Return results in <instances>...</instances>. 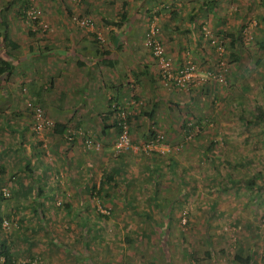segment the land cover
<instances>
[{"label": "rangeland", "instance_id": "rangeland-1", "mask_svg": "<svg viewBox=\"0 0 264 264\" xmlns=\"http://www.w3.org/2000/svg\"><path fill=\"white\" fill-rule=\"evenodd\" d=\"M11 1L0 0V10L4 9L0 21L3 18L10 24L9 28L0 30L2 35L7 31L8 36L18 40L20 47L15 50L18 56L23 50L37 52L40 45L51 47L49 38L58 39L59 24L63 25L64 21L73 27L70 31L75 36L84 34L92 38L93 33L101 40L97 43L99 47L110 49L108 36L112 26H119L117 20L121 21L119 15H115L122 12L118 7L111 9L109 15H103L109 18L104 23L100 14L84 12L80 7L83 0L78 3L67 0L74 13L64 20L61 13L50 9L52 4L58 7L60 0H34L32 6L39 10L38 20L33 23L36 19L26 13V23L21 20L22 16L16 15V3L7 8ZM215 2L213 10L194 13V20L190 18L195 21L194 36L188 31L191 23L186 13L174 17L168 13L145 17L148 25L143 32L140 52L143 48L150 52L157 65L159 90L165 89L168 98L159 104V126H151L152 131L171 141V144L166 141L170 151L162 153L159 146L156 150L163 154L158 160L159 172L150 170L147 166L150 157L142 154L144 141L151 136L143 141V136L139 135L133 137L131 149L123 154L114 152L112 139L108 143L101 141L98 151L77 156L72 169L81 173L79 182L87 183V189L82 191L78 189L82 183L76 185L78 188H67V180L76 179L70 173L64 177L59 174L61 170L66 171L68 163L66 158L52 152L45 157L34 155L41 158L35 170L45 168L41 176V182L48 188L45 195L40 196L29 188L31 180L23 171L21 178L13 181L12 173L21 160H17L14 142L18 133L10 131L9 126L29 119H17L14 115L18 110L16 100L20 97L16 96V91L26 83L22 93L30 101L29 88L42 83L50 73V68L45 69L44 64L49 62L54 67L60 55L48 54L43 57L45 61L42 57L41 61L36 60L33 52V60L31 57L21 60L17 56L13 73L2 82L3 89L0 86V164L8 162L7 170L0 175V190L5 192L0 204V215L4 217L0 239L5 238L9 244L13 240L11 251L15 264H236L232 260L236 253L245 255L251 250L255 253L253 264H264V187L260 189L264 185V124H248L237 119L241 113L239 107L248 112L264 94V0ZM82 19H87L89 24L78 30ZM164 20L177 24L171 25L176 29L162 28ZM57 23L56 31L52 26ZM153 23L158 29L155 39L163 48L170 70L191 61L197 65V73H193L196 84H201L204 79H199L200 76L220 78L210 75L208 70H218L216 65L221 57L227 72H234V81L216 86L210 94L194 86L190 89L180 86L177 88L180 90L171 91V85L161 78L160 63L154 58L152 47L147 44ZM198 24L202 26L200 30ZM29 31H35V35L31 36ZM229 34L237 38L235 47L230 45ZM2 35L0 56L8 48ZM210 40L222 43L224 51L219 53ZM128 51L122 47L120 56L132 55ZM232 52L239 54L240 61L230 60ZM174 57L180 64L174 63ZM257 60L259 63L255 64ZM125 64L124 70H128V63ZM129 64H133V60ZM122 67L118 65L117 70L122 71ZM28 79L31 80L29 86ZM49 97L45 94L44 101H50ZM261 101L264 105V99ZM174 102L177 104H172ZM170 103L172 109L168 110ZM46 117L55 123L49 115ZM30 123L27 133L31 136L33 125L32 121ZM138 123V132L145 131V123L141 120ZM183 123L189 127L188 131L182 128ZM30 138L23 144L27 146ZM212 142L216 145L209 150ZM103 146L106 147L103 149ZM31 153L27 147L26 155ZM83 158H87L86 166ZM171 159L175 161L174 167L168 165ZM114 166L119 167V172L113 180L116 185L108 188L107 199L97 194L96 189L91 190L88 183L97 185L96 181L115 170ZM256 174H259L253 181L256 184L247 185ZM156 175L158 192L153 194L152 178ZM42 217H46L45 221ZM85 225L99 232L84 239ZM165 243L168 244L166 250Z\"/></svg>", "mask_w": 264, "mask_h": 264}, {"label": "crops", "instance_id": "crops-1", "mask_svg": "<svg viewBox=\"0 0 264 264\" xmlns=\"http://www.w3.org/2000/svg\"><path fill=\"white\" fill-rule=\"evenodd\" d=\"M201 3L202 0H83L80 7L84 8V12H91L94 15L107 16L111 9L116 7L122 11L121 14H119L120 12H115V15H119L118 17L121 21L117 20L116 24H119V26L117 28L112 26L113 29H111L112 31H110L108 36V45L111 48L107 49L110 53L105 57L107 61H111L109 63L114 64L110 67L102 65L101 58L98 55L99 53L96 52L91 36H85L84 34L75 36L70 31L73 27L66 21L63 22L65 25L59 24L60 34L58 39L49 38V43L52 44L51 47L56 51L51 55L59 54V61L56 62L54 67L49 62L45 63L44 68H50V73L46 72L47 74L42 82L44 85L40 83L36 87L33 86L29 89L31 92V90H37L40 86L45 87L47 85L45 82H49L48 79H50L52 81L51 89H46L49 91H45L39 98V101L46 106V108H43L48 111V115L58 124L70 125L78 121L82 122V125L77 130L74 129L77 131V135L72 142H68L60 134L54 135L51 130H47L40 135L45 142L50 141V146H55V154L66 158V164L68 163L69 166L66 165V171L63 173L61 170L59 174L64 177V175L70 173L76 179L70 182L67 180V188L71 186L78 188L76 185L82 183L78 179V177H81V173L72 168L75 165L77 156L81 157L84 156V153L91 152L85 149L83 140L87 136L104 143H108L113 139L112 129H109L106 135L105 133L100 134L101 128L112 121L108 105L113 96L118 103L122 104L127 103L134 96L144 101L143 109H136V119L133 122V137L140 135L142 138L143 136L142 140L144 141L148 137L147 132L151 129V126H159V112L161 111L159 104L160 101L164 102L168 98L165 89L159 90L158 79L156 78L157 65L150 57V52L144 48L143 52H140L143 32L148 25L146 18L148 16H162L167 13L174 17L178 13H186L189 15V19H193L192 15L194 13L200 12L201 14L203 11L205 12L206 8ZM52 6L53 8L50 9H54L56 13H61L65 18L64 20L74 13L67 0H60L58 7H54L53 4ZM3 12L4 9L0 10L1 14ZM104 16L102 20L106 23L109 18ZM191 19L189 20L191 24L188 25L190 30L188 31H191L194 36L193 22L195 21ZM165 21L162 22V28H175V26H171L174 22ZM135 22L138 23L140 28L138 26L135 27ZM6 26L4 27L0 24V28L3 27L5 29L9 28L10 24L8 23ZM200 27H202L201 24L200 26L198 24L197 29L200 30ZM58 28V23L56 25L53 24L52 29L57 31ZM77 29L80 30L79 28ZM63 31L67 32L64 33ZM53 35L55 34L53 33ZM122 47H125V51H128L127 48H131L128 53L132 55H128L127 58L123 55L120 56L119 50ZM15 55V58H17L18 55ZM20 57L18 56V58ZM132 60L133 64H129ZM172 60L176 65L180 64L176 57L172 58ZM126 62L129 66L128 70H124ZM118 65L123 66L122 71L117 70ZM103 73L105 76H103ZM45 94L50 95V101H44L43 96L45 97ZM134 102L133 99L130 100V103ZM167 109H172L171 103L167 105ZM140 120L145 123V131L141 133L138 132L140 130L138 122ZM99 126H101L100 129H98ZM105 147L103 146V149ZM86 159L83 158V162L81 161L85 166ZM158 160L159 157L156 156L150 162L155 163L157 167ZM87 164L89 165L90 163L87 162ZM149 172L151 171L149 170Z\"/></svg>", "mask_w": 264, "mask_h": 264}, {"label": "trees", "instance_id": "trees-1", "mask_svg": "<svg viewBox=\"0 0 264 264\" xmlns=\"http://www.w3.org/2000/svg\"><path fill=\"white\" fill-rule=\"evenodd\" d=\"M12 3H16L17 6L16 7V15H20L22 16L21 20H26V23L28 21V16H27V12L24 11V9H27L28 7L32 6L35 4L34 0H13L11 2H8V4L6 5L7 8H9V6ZM215 0H202V6L205 7V10H213L214 5H215ZM3 17V16H2ZM193 17V16H192ZM264 19V18H263ZM38 19H36L34 22H36ZM0 24H2L4 27H7L6 25H8V22L6 20H4L2 18V20L0 21ZM79 27L80 30H82L83 28H85V26L79 24L77 25V28ZM219 33V32H218ZM29 34L31 36L35 35V31H29ZM2 35V34H0ZM92 35V42L96 47V52L99 53L98 55L101 58V63L102 65H106L107 67H110L111 65H114L113 63H109L111 62L110 60L107 61L106 59V55L108 53H110L109 50L101 48L97 45V43H100L101 40L98 39V36H96L95 34H91ZM229 37L231 38L230 40V45L232 47H235L236 44V36L233 34H229ZM2 39L3 42L6 44V46L8 47L7 50L2 54V56H0V86L2 84V82L4 81V79L7 77V75L13 73V69H14V64L17 60L16 57V51L19 49V43L18 40H16L15 38H10L8 37V32H4V34L2 35ZM217 40V39H216ZM211 45L214 46V40H210ZM220 42L217 43V45H219ZM223 45V44H222ZM224 47V46H223ZM39 50L36 51H32V50H27V51H23L22 55L19 59L21 60H26L29 59V57H31L33 54L32 52L35 54L33 56H37L36 60L41 61V57L45 58V56H47L48 54H53L56 51L54 50V48L52 47H42L41 45L38 47ZM38 53V54H36ZM43 58V59H44ZM31 60H33V57H31ZM230 60L232 61H240V57L239 54L236 52H232L230 54ZM81 63V62H80ZM221 63V57H219V62L216 66H218V68H221L222 70L225 69L224 72H217L216 70H208L211 71L209 72V74H213V75H218L221 78V81L219 79H216V77L211 78L208 76H200V78L204 79L203 82H201V84H196L197 80H193L190 82H187L184 84V86L182 87H187V88H191L192 86H194L196 89L203 90V92L206 93H212L211 89H214L216 86H222V85H226L227 83L229 84L230 81H234L235 79V75L234 72L230 71L229 73L227 72L226 66L224 65V63ZM255 64L259 63V60L254 62ZM181 67H183L181 65ZM178 71H176L177 73ZM224 75V77H223ZM49 82H45L47 83V85L45 87L40 86L39 88L31 90V92H29V94H27L28 99L30 101H27L26 98L24 97V93H22V91L24 90L26 83H22L21 86H19V90H17L16 92L18 93L16 96H20L16 102H17V107L18 110L16 112H14V115L17 119H26L29 117V119L25 120V122L19 123V122H14L9 126V130L12 132H17L18 133V138L16 140H14V142L16 143L15 147L16 150H18V157L17 160H21L23 159V161H19L18 163L20 164V166L16 169V171L14 173H12L13 175V181H16L17 179L21 178V174L24 173V175L28 174V177L30 178L29 180H31V185L29 186V188L34 189L33 191L38 192V194H40V196H43L46 194L48 188L45 187L43 185V182H41L42 179V173L44 172L43 169L41 170H35L36 168H38L37 166L40 165V159L41 158H35L36 154H40L41 156L45 157L44 155L47 154L48 152H52L54 153L55 151V146H50V141H46L44 139L41 140V136H39V132H46L47 130H51L53 132L54 135L56 134H60L62 135V137L64 136L68 142H72L75 138V136L77 135V128L80 127L82 125V122L78 121L76 123H72V124H62V123H54V125L51 128H48L46 125L43 126L42 130H38L37 129V121L34 118V108L40 107L43 110V116L45 118H47L46 116L48 115V111H46L43 107H42V103L41 101H39V98L43 95V93L45 91H49L51 89L52 86V81L50 79H48ZM28 86L31 83V80H27ZM199 83V82H198ZM42 85H44V83H42ZM178 87H180V85L177 84V82L175 83L172 82L171 84V91H174L175 89H177ZM199 87V88H198ZM213 87V88H212ZM49 90H46L48 89ZM1 89L2 86H1ZM30 90V89H29ZM180 90V89H177ZM223 91V90H222ZM5 92H3V94H5ZM1 95V94H0ZM4 96V95H3ZM213 96L218 97L217 94L213 93ZM261 97V98H260ZM260 99L257 100V105H251L250 109L248 108V112L244 109H242V107H239L241 110L240 115L237 117V119L241 120V121H245L248 124H252V123H256V124H264V105L263 102L261 101L262 99H264V94L260 95ZM1 98V97H0ZM25 99V100H24ZM133 99L135 102L130 103V100ZM143 104L144 102H142L141 99H139L138 97L135 98L132 97L128 100L127 104L125 103H118L117 100L114 98H112V100L110 99V103L108 105L109 108V114L112 116V121L110 122V124H106L104 125L101 130H100V134L105 133L109 130L112 129L113 130V144L116 143L118 136L122 133L123 129L126 128L127 129V133H128V138L132 144L133 141V130H134V119H136V109L139 108L140 110L143 109ZM174 104H177V102H175ZM14 108V107H13ZM130 110L131 113H127L126 111ZM125 112V116L121 117V113ZM127 113V114H126ZM48 119V118H47ZM32 121V131H31V136L30 134H28V129L30 128L31 122ZM8 126V124L6 125ZM71 127V129H70ZM183 129H187V131L189 130V127H187L185 125V123H183L182 126ZM76 129V130H74ZM79 130V129H78ZM37 133V134H36ZM148 136L150 135L152 137V139H156L157 136L160 134L159 132L156 131H152L151 129L147 132ZM102 135V136H105ZM164 136V135H163ZM30 138L27 146L25 144H23V142H25V140H27L28 138ZM86 138H90L93 141L98 142L100 145V141L93 139L91 136H87ZM85 138V139H86ZM84 139V141H85ZM83 141V144H84ZM164 141L168 144H171V141H168L167 137L164 138ZM26 143V142H25ZM45 143V145H44ZM86 144H84V147L86 150H90V151H98L95 149H89L88 147L85 146ZM215 142H212L208 145V149L211 150L214 146H215ZM18 146V147H17ZM30 148V151L32 152L29 155H26V149ZM103 148V147H102ZM207 149V150H208ZM5 150V149H3ZM130 149H126L124 152H128ZM19 151L21 152L19 154ZM4 152V151H3ZM123 152V153H124ZM15 153V152H14ZM36 153V154H35ZM122 153V154H123ZM121 154V153H120ZM142 154H144L145 156L150 157V160L152 159L153 155H158L162 156L163 154H159V152H157L156 150H148V151H144L142 152ZM35 155V156H34ZM118 155V154H117ZM34 156V157H33ZM1 158V156H0ZM9 159V158H8ZM175 162V161H174ZM174 162L172 161V159L170 160L169 164L170 167H174ZM7 163L5 162V164H0V175H2L3 173H5V169L7 170ZM16 163V161H15ZM37 163V164H36ZM16 165V164H15ZM24 165V166H23ZM148 167H150L151 171L154 172H159V169H161L159 167V163L157 164V167L155 166V163L152 162H148ZM24 167V168H22ZM115 170H110L111 172L107 173L104 175V177L102 176V178L100 177V179L97 182V185L95 183H88L90 184V188L91 190H95L96 189V193L97 194H101L102 197H107L108 199V188H113V185L115 186L116 183L113 182V180L116 178L115 176L118 174L119 172V167L118 166H114ZM23 171V172H22ZM22 172V173H21ZM28 172V173H27ZM254 177L250 180H248L246 183L249 186H252L253 184H256L255 179L258 178L259 174L253 175ZM152 183L155 184L154 186H151L153 188V194H156L157 191V186L159 185V180H158V175H156V177L152 178ZM230 181V180H229ZM112 183V184H111ZM114 183V184H113ZM264 187L261 186L260 189H262ZM87 189V183L86 181L82 182V185L80 186V188L78 189ZM89 188V187H88ZM81 190V191H82ZM92 191V192H93ZM92 192L90 193V197H92ZM44 193V194H43ZM5 192H3L2 190H0V204L1 202H3ZM157 195H155L156 197ZM158 199V197H156ZM42 200V199H39ZM67 205V204H65ZM168 212V210H167ZM46 217H42V219L45 221ZM3 219L4 217H2L0 215V227L3 224ZM86 222V221H85ZM83 224V222H82ZM85 230H82V236L84 239H89L92 235L95 236L96 232L99 231H95L93 226H84ZM96 229V228H95ZM97 230V229H96ZM148 237V236H146ZM86 240V241H87ZM11 244V247H10ZM8 243V240H6L5 238L0 239V264H15V258L13 256V253L11 251V248L13 244V240H11V243ZM168 248V244L165 243L164 245V249L166 250ZM30 252V251H29ZM232 260L234 263L236 264H253L255 261V253L253 250H251L250 252H248L247 254L243 255L242 253H236L233 257ZM29 264V263H26ZM31 264V263H30Z\"/></svg>", "mask_w": 264, "mask_h": 264}, {"label": "built area", "instance_id": "built-area-1", "mask_svg": "<svg viewBox=\"0 0 264 264\" xmlns=\"http://www.w3.org/2000/svg\"><path fill=\"white\" fill-rule=\"evenodd\" d=\"M75 2H80L81 0H74ZM28 16H30L31 19H37L39 16V10H37L34 6H30V8L27 11ZM80 24L83 26H86L89 24V21L87 19H82L80 21ZM157 26L153 23L151 25V28L148 33L147 38V44L152 47V54L154 58L157 60L158 64L160 63L161 67V78L165 81L167 84H172V82H177L178 85L184 86L185 83L193 81L196 79V76L193 75V73H197V65L191 61H187L183 67H179L176 70H170L168 67V61H166L163 48L159 41L155 39L157 36ZM214 44H217L216 41H214ZM218 50L221 52L222 48L221 46H218ZM176 71H178L176 73ZM220 77V76H218ZM221 78L219 80L221 81ZM121 117L125 116V112L121 113ZM34 118L38 122L37 123V129L42 130L43 126L46 125L48 128H51L53 126V122L43 116V110L40 107L34 108ZM164 136L162 134H159L157 138L154 140L152 137L145 142L144 144V151L148 150H157L159 146V150L163 152H168L171 149L168 148L167 143L164 141ZM85 146L89 149H95L98 150L100 147V144L96 141H93L90 138H86L84 141ZM131 142L128 138L127 129L124 128L122 133L118 136V139L116 143L114 144V152L116 154L123 153L126 149H131ZM166 147L163 149V147Z\"/></svg>", "mask_w": 264, "mask_h": 264}, {"label": "clouds", "instance_id": "clouds-1", "mask_svg": "<svg viewBox=\"0 0 264 264\" xmlns=\"http://www.w3.org/2000/svg\"><path fill=\"white\" fill-rule=\"evenodd\" d=\"M214 46L216 47V49L218 50V46H221V48H222V51L220 52L219 50V53H222L223 51H224V47H223V45H222V43H220L219 45H217V44H214ZM221 65H222V62L220 63ZM219 70H222L221 68H218V70H216V73L217 72H219ZM225 71V69H223L222 70V72H224ZM209 73V72H208ZM210 75H213V74H210ZM207 76V75H206ZM216 76H218V75H216ZM205 77V76H204ZM208 77H210V76H208ZM223 77H224V75H223ZM212 78V77H211ZM214 78V77H213ZM53 125H54V122H53ZM51 129H52V127H51Z\"/></svg>", "mask_w": 264, "mask_h": 264}]
</instances>
